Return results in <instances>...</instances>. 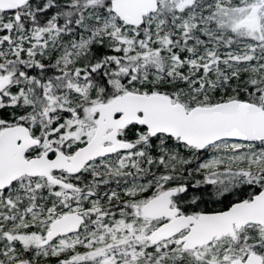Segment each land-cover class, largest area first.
I'll list each match as a JSON object with an SVG mask.
<instances>
[{
	"label": "snow or ice",
	"instance_id": "snow-or-ice-1",
	"mask_svg": "<svg viewBox=\"0 0 264 264\" xmlns=\"http://www.w3.org/2000/svg\"><path fill=\"white\" fill-rule=\"evenodd\" d=\"M0 264H264V0H0Z\"/></svg>",
	"mask_w": 264,
	"mask_h": 264
}]
</instances>
